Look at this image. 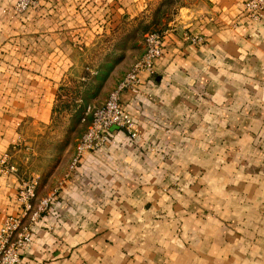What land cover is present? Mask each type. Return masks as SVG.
<instances>
[{
  "label": "crops",
  "instance_id": "obj_1",
  "mask_svg": "<svg viewBox=\"0 0 264 264\" xmlns=\"http://www.w3.org/2000/svg\"><path fill=\"white\" fill-rule=\"evenodd\" d=\"M13 1L0 0V155L16 167L0 171V224L23 177L59 198L17 264H264V13L249 19L242 0L2 10ZM160 10L153 70L119 93L137 136L113 126L69 167L86 121L74 132L73 110L104 100Z\"/></svg>",
  "mask_w": 264,
  "mask_h": 264
},
{
  "label": "built area",
  "instance_id": "obj_2",
  "mask_svg": "<svg viewBox=\"0 0 264 264\" xmlns=\"http://www.w3.org/2000/svg\"><path fill=\"white\" fill-rule=\"evenodd\" d=\"M34 0H14L5 10L10 14H17L30 8ZM242 9L249 19H258L264 13V0H242ZM162 31L160 29H148L142 37V52L133 61L129 69L110 88L104 100L96 105L87 104L84 107L81 120L86 119L83 130L75 143V156L69 167H73L77 156L106 145L111 127L121 129L129 138H135L138 134V126L132 116L121 106L119 93L125 88L136 89L138 83V71L152 72L153 59L162 49ZM189 42H198L201 37L196 34H185ZM15 171L16 167L8 160V154L0 155V171ZM15 199L20 211L18 214L6 215L0 224V264H17L20 250L28 247L31 235V225L41 216L42 212L50 204L59 203V198L54 191L37 196L36 179L28 175L20 179Z\"/></svg>",
  "mask_w": 264,
  "mask_h": 264
},
{
  "label": "rangeland",
  "instance_id": "obj_3",
  "mask_svg": "<svg viewBox=\"0 0 264 264\" xmlns=\"http://www.w3.org/2000/svg\"><path fill=\"white\" fill-rule=\"evenodd\" d=\"M169 13H171V10H160L159 12H157V14H158V17L157 18H153L152 19V21L154 22V24L152 25V26H150V27H147V28H144L145 30H147V29H152V28H155V29H159L160 28V25L161 24H163L162 23V19H161V17H163V16H166L167 14H169ZM156 14V15H157ZM156 19V20H155ZM145 30H143V31H145ZM143 31H140V34H139V36L137 37V39L135 40V43H137L136 41H142V32ZM139 43V42H138ZM77 121H74L73 122V127H74V132H76L77 131ZM40 171H41V167H40ZM40 173V172H39Z\"/></svg>",
  "mask_w": 264,
  "mask_h": 264
},
{
  "label": "trees",
  "instance_id": "obj_4",
  "mask_svg": "<svg viewBox=\"0 0 264 264\" xmlns=\"http://www.w3.org/2000/svg\"><path fill=\"white\" fill-rule=\"evenodd\" d=\"M147 26V25H146ZM144 28H147V27H145V25H144ZM144 28H142L143 30H145ZM148 30V29H147ZM146 31V30H145ZM84 107H85V105L83 104V103H78V105L75 107V109L73 110V113H72V115H73V122L74 121H78L79 120V117H80V114H81V111L84 109Z\"/></svg>",
  "mask_w": 264,
  "mask_h": 264
}]
</instances>
